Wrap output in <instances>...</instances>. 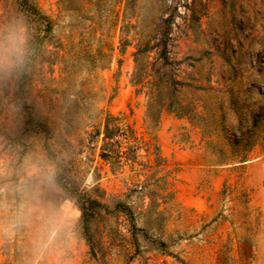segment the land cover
<instances>
[{
    "label": "rangeland",
    "instance_id": "obj_1",
    "mask_svg": "<svg viewBox=\"0 0 264 264\" xmlns=\"http://www.w3.org/2000/svg\"><path fill=\"white\" fill-rule=\"evenodd\" d=\"M15 16L33 55L0 82V152L56 161L71 264H264V139L245 163L212 150L237 125L232 87L264 105V0H0ZM25 245L0 241V264Z\"/></svg>",
    "mask_w": 264,
    "mask_h": 264
},
{
    "label": "clouds",
    "instance_id": "obj_2",
    "mask_svg": "<svg viewBox=\"0 0 264 264\" xmlns=\"http://www.w3.org/2000/svg\"><path fill=\"white\" fill-rule=\"evenodd\" d=\"M33 55L27 21L0 23V82L20 77ZM56 161L39 152H0V241L26 237L23 264H71L66 253L78 240V215L62 198Z\"/></svg>",
    "mask_w": 264,
    "mask_h": 264
},
{
    "label": "trees",
    "instance_id": "obj_3",
    "mask_svg": "<svg viewBox=\"0 0 264 264\" xmlns=\"http://www.w3.org/2000/svg\"><path fill=\"white\" fill-rule=\"evenodd\" d=\"M231 71L233 74L232 80L235 81L240 72V65H232ZM251 87L252 84L249 88L252 89ZM197 88L200 89V87ZM233 91L234 88L232 87L230 90L232 94L229 111L237 116V125L235 128H228L224 122H221L222 125L220 131L222 132V138L225 141V146L216 147L214 145L212 150H216L219 153L222 161H237L239 163H245L259 139H264V136L261 137V130L259 128L260 120L264 119V105L255 109L254 104L249 103L246 107V101L244 100L243 103H241L239 99L240 90L238 89L235 93ZM262 96H264V92ZM227 112L224 111L222 113L223 117ZM209 113L210 112L207 109V106L202 105V113L198 115V118L199 126L203 130V133L210 137L216 134V129L212 127L209 121ZM38 126L44 130L41 125ZM263 127L264 123L261 129H264ZM102 157L107 158V155L102 154ZM81 208L83 219L86 220V209L83 207Z\"/></svg>",
    "mask_w": 264,
    "mask_h": 264
},
{
    "label": "crops",
    "instance_id": "obj_4",
    "mask_svg": "<svg viewBox=\"0 0 264 264\" xmlns=\"http://www.w3.org/2000/svg\"><path fill=\"white\" fill-rule=\"evenodd\" d=\"M162 127H165L163 124H162ZM176 155V157H177V154H175Z\"/></svg>",
    "mask_w": 264,
    "mask_h": 264
}]
</instances>
